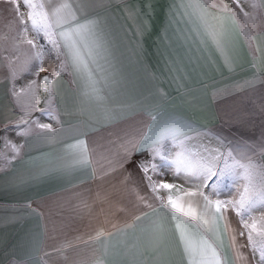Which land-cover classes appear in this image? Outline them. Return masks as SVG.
I'll return each instance as SVG.
<instances>
[{"label":"crops","instance_id":"0c3cea01","mask_svg":"<svg viewBox=\"0 0 264 264\" xmlns=\"http://www.w3.org/2000/svg\"><path fill=\"white\" fill-rule=\"evenodd\" d=\"M186 2L95 0L84 15L99 19L109 33L119 82L101 80V100L91 102H85L84 81L75 71L50 75V66H39L35 58L26 63L33 50L31 45L25 49L26 40H33V31L22 32L16 14L1 8L0 139L15 133L19 139L0 142V264H187L177 221L156 199L166 201L169 192H151L146 176L154 184L177 185L181 193L197 191L198 182L175 174L171 160L180 149L170 139L162 142V156L155 160L150 150L139 151L151 124L149 108L194 121L200 135L187 146L236 148L239 156L238 146L247 144L254 151L246 155L264 167V0H238L239 6L237 0H199L209 5L206 22L191 9L186 15L180 7ZM221 18L223 50L209 34L221 30ZM11 22L17 28L10 30ZM43 82L47 92L33 96V118L51 125V131L22 122L27 116L22 90ZM112 108L123 110L109 119L105 109ZM77 140L88 145L87 165L74 160L69 146ZM141 162L149 164L147 173L137 167ZM243 186L237 170L200 190L213 200H237ZM189 201L202 207L199 196L184 197L185 204ZM222 215L217 235L224 264H258L236 212L229 206ZM251 216L264 221V203ZM154 220L164 228L159 252L150 244ZM126 225L133 227L121 234ZM133 245L136 249L129 251Z\"/></svg>","mask_w":264,"mask_h":264},{"label":"snow or ice","instance_id":"6c2138e0","mask_svg":"<svg viewBox=\"0 0 264 264\" xmlns=\"http://www.w3.org/2000/svg\"><path fill=\"white\" fill-rule=\"evenodd\" d=\"M14 8L10 11H15L19 24L22 26L21 31L27 32L29 28L36 34L37 40L46 41L50 46V51L56 53L57 58L63 56L60 69L67 71L69 69L84 81V91L82 93L85 102L93 100H101L97 85L103 80L105 84H117V72L114 66V56L112 51V41L109 33L105 30L101 21L97 18H89L84 14L92 7L95 0H80L79 3L73 5L72 0H22L23 6L27 9V22L20 11V0H11ZM237 6L238 0H237ZM181 8L188 14L191 9L198 12L201 20L207 21V9L209 5L200 3L199 0H187L186 3H181ZM215 8L216 5H211ZM243 12L247 19L249 13ZM217 46L223 50V23L221 18V30L209 33ZM251 38V37H250ZM28 45H31L34 51V56H29L26 61L30 64L35 58L42 62L44 55V44L34 43L33 40H26ZM41 70H43L41 68ZM45 82L51 83L48 76L43 78ZM35 83V81H33ZM123 109H105L107 118L112 119L113 115ZM151 118V124L147 127L144 134L141 136L138 147L139 151L145 149L150 150L153 160L156 157H161V145L166 139L175 142L180 151L176 153L175 158L171 160L174 166L175 174H184L189 180L198 182L197 191L181 190L177 185L161 182L159 184L151 183L149 180V190L153 193H158L160 189L167 190L169 195L165 201L159 195L156 199L160 201V207L169 211L173 220H176V231L179 235V244L182 247V254L187 259V264H224L221 259L219 249L218 225L224 219L222 213L227 211L231 206L239 217L240 224L246 230L248 247L254 257H258V264H264V221L258 222L252 219L251 213L256 208L258 203H264V167L260 166L251 157L247 156L248 151H254L249 145L243 147L238 146L239 152L242 155H236V148H229L221 152L219 148H211L207 146H187L186 141L195 139L200 132L194 121L186 119H176L172 116L165 115L162 112H156L154 107L147 110ZM43 115L49 118H55L52 113L45 111ZM27 123V121H22ZM37 124L39 128L51 131V125ZM191 132L193 135L188 136L185 133ZM206 134H211L212 130H205ZM132 144V139L127 141ZM137 146V145H134ZM72 150V155L76 163L87 165L89 149L84 140H77L73 145L69 146ZM15 149V146H13ZM17 152L19 149H15ZM264 150V146H262ZM125 151L128 148L125 147ZM137 167L147 173L149 164L141 162ZM155 169L156 165H151ZM239 170V175L244 181L243 190L239 193L237 200H221L219 198L212 199L210 194H206L200 189L208 188L226 174H236ZM176 189L178 194L173 196L172 190ZM202 198V207L198 208L191 201L187 204L184 202V197ZM151 207V205H149ZM156 211V209H153ZM187 218V219H184ZM142 217L137 216L136 221L139 222ZM252 220L249 223V220ZM132 225H126L118 231L121 234H126ZM151 238L150 244L154 252H159L163 244V225L158 220H154L150 229ZM241 236L245 235V231L240 232ZM103 236V233H98L97 238ZM107 240L108 237H105ZM235 242V236L232 238ZM127 249L128 246L125 245ZM136 249V246H131L129 251ZM134 254H139L138 250ZM239 256L240 253L237 252ZM95 264H105L104 260H97ZM133 264H144L143 261H134Z\"/></svg>","mask_w":264,"mask_h":264},{"label":"rangeland","instance_id":"374dc122","mask_svg":"<svg viewBox=\"0 0 264 264\" xmlns=\"http://www.w3.org/2000/svg\"><path fill=\"white\" fill-rule=\"evenodd\" d=\"M2 7L5 8L3 11H10V9L13 8L11 0H5V1L0 0V14L2 13L1 12ZM10 12L16 14L15 11H10ZM21 13L23 14V17L27 15V9L24 6L21 8ZM7 25H8V23L5 24L6 28H7ZM8 26H9V29L12 30L14 27L17 28L18 25L11 22V23H9ZM29 30H31V29L29 28ZM33 41H34V43H37L38 45L41 43L44 44V55H43L42 62H39L36 60L37 63L39 64V66H43V67L46 66L47 67V65H49L50 66V68H49L50 75L53 73L57 74V72L60 70L61 62L58 60L59 58H56L57 57L56 53L49 50L50 46L46 43V41H43L42 39L37 40L36 34L34 32H33ZM7 44H8V42H7ZM8 46H10V44H8ZM19 47H21V46H19ZM29 47L30 46L28 45V46H26L25 49H28V51H29ZM34 51L35 50H32V56L34 54ZM42 78H41V76H39V80H41ZM42 84H44V86H40V84H39L37 86H34L33 88H27V89L22 90L24 103L21 106L23 108H26V114H27V116L25 118H23L24 119L23 121L26 120L27 121L26 124L31 129H33V127H35V125H36L33 122L38 120L37 117L33 118V96L36 98V97H39L40 95L45 94L47 92L46 84L44 82ZM27 131H29V129ZM2 138L3 139H0V142L10 144V143H16L19 139V136L17 135V133H15L14 136H12V135L9 136V134H7L5 137H2ZM196 140H198V139H195V141ZM190 145H191V143H190Z\"/></svg>","mask_w":264,"mask_h":264}]
</instances>
